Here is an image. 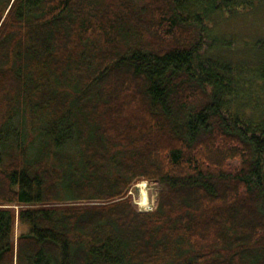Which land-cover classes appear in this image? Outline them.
<instances>
[{
	"label": "trees",
	"instance_id": "trees-1",
	"mask_svg": "<svg viewBox=\"0 0 264 264\" xmlns=\"http://www.w3.org/2000/svg\"><path fill=\"white\" fill-rule=\"evenodd\" d=\"M253 1L0 0V264H264V62L211 31Z\"/></svg>",
	"mask_w": 264,
	"mask_h": 264
},
{
	"label": "rangeland",
	"instance_id": "rangeland-1",
	"mask_svg": "<svg viewBox=\"0 0 264 264\" xmlns=\"http://www.w3.org/2000/svg\"><path fill=\"white\" fill-rule=\"evenodd\" d=\"M252 4L216 15L211 29L214 36L231 41L236 46L220 51L216 56L247 69H255L264 62V51L255 46L259 42H264V0L253 1ZM257 101L253 98L251 108L264 111V107ZM143 189L147 194L146 204L141 202ZM161 190L162 185L158 182L139 180L129 190L128 195L139 212H152L157 206ZM19 232L20 229L17 230V233Z\"/></svg>",
	"mask_w": 264,
	"mask_h": 264
},
{
	"label": "bare ground",
	"instance_id": "bare-ground-1",
	"mask_svg": "<svg viewBox=\"0 0 264 264\" xmlns=\"http://www.w3.org/2000/svg\"><path fill=\"white\" fill-rule=\"evenodd\" d=\"M141 186H143V184ZM141 202H142V204H146L147 203V194H146V190L145 189H143V191H142V199H141Z\"/></svg>",
	"mask_w": 264,
	"mask_h": 264
}]
</instances>
